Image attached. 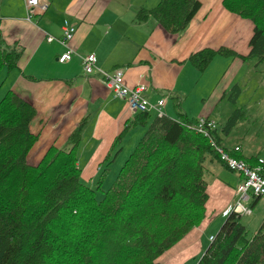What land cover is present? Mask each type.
I'll use <instances>...</instances> for the list:
<instances>
[{"label": "trees", "instance_id": "16d2710c", "mask_svg": "<svg viewBox=\"0 0 264 264\" xmlns=\"http://www.w3.org/2000/svg\"><path fill=\"white\" fill-rule=\"evenodd\" d=\"M221 3L227 12L253 23L249 53L205 47L188 60L199 71L216 56L263 64L264 0ZM201 8L199 0H159L153 8L138 9L134 20L152 18L167 33H182ZM1 31L0 72L11 71L23 56L22 48L19 42L8 44ZM240 88L232 85L226 94L235 105ZM179 104L175 117L135 112L126 122L118 141L129 127L142 126L145 132L104 189L108 167L90 183L81 178L77 165L87 119L71 131L66 146H51L41 162L29 164L28 153L38 138L30 130L36 108L6 89L0 97V264H163L159 256L205 218L209 195L205 164L214 160L224 164L212 140L243 158L241 151L223 146L218 126L208 135L198 132L197 119L184 114ZM242 108L234 109L221 133L231 131L244 115ZM258 158L243 159L254 166ZM261 171L264 176V165ZM242 217L229 212L195 264H264V219L253 233Z\"/></svg>", "mask_w": 264, "mask_h": 264}, {"label": "crops", "instance_id": "0c3cea01", "mask_svg": "<svg viewBox=\"0 0 264 264\" xmlns=\"http://www.w3.org/2000/svg\"><path fill=\"white\" fill-rule=\"evenodd\" d=\"M39 1L46 3L47 9L28 18L25 0H0L2 36L8 44L19 42L23 55L14 69L4 68L0 72L2 88L19 94L36 108L30 130L38 138L28 153L27 160L33 161L29 164L41 162L51 146H66L71 131L87 119L77 147V165L81 178L90 183L106 167L110 171L108 178L111 167L127 159L123 156L125 145H134L145 129L129 127L117 140L134 113L103 84L99 73L84 74L82 56L95 53L96 65L103 72L122 68L124 83L129 88L137 84L146 86L144 99L152 103L165 99L164 114L175 117L178 102L189 118L206 117L214 122V111L228 102L226 94L232 85L241 87V96L245 87L240 70L249 63L258 71L257 67L264 64L256 65L253 59L216 56L199 71L188 60L192 52L205 47H228L235 53H249L253 23L227 12L221 0H199L202 8L182 33H167L152 18L142 23L134 20L138 9L153 8L159 0H134L128 4L123 0ZM71 25L76 29L69 45L75 53L61 64L57 58L64 54L65 47L58 38L63 28ZM50 36L54 40L49 42ZM216 125L225 148L237 146L243 158L257 155L264 160L258 151L264 147L262 144L250 146L247 136L229 142L231 132L223 134L222 124ZM205 165L209 193L205 218L183 238L187 244L198 246L193 258L203 254L210 237L217 235L221 219L227 215L225 209L238 198L236 186L242 179L218 160ZM248 204L250 213L257 209L264 217V197L250 198Z\"/></svg>", "mask_w": 264, "mask_h": 264}, {"label": "built area", "instance_id": "2783aa9c", "mask_svg": "<svg viewBox=\"0 0 264 264\" xmlns=\"http://www.w3.org/2000/svg\"><path fill=\"white\" fill-rule=\"evenodd\" d=\"M26 10L28 13V18L36 16V14H41L47 9L46 3L39 0H25ZM75 27L65 26L62 30L61 37L58 38L61 45L65 47L64 54L58 56V61L63 64L69 61L72 55L75 53L70 47L69 42L72 41V37L75 33ZM47 40L53 41L52 36L48 37ZM81 63L83 65L82 69L84 74L90 76L92 73L97 72L103 79L102 82L113 91L114 96L118 99H123L128 104V109L132 113L135 112H154L157 116L161 115L162 106L166 103L164 98L158 99L157 103L149 102L143 98V93L147 90L145 85L137 84L134 87L129 88L124 83V73L122 68L113 69L110 72L102 71L96 65L95 53L86 54L81 57ZM197 131L208 135V131L215 129L217 127L216 123L209 118L199 117L197 120ZM211 145L215 146L217 152H219L220 160L224 162L225 165L229 167L230 170L238 172L240 175L241 182L237 184L236 191L238 193L237 200L230 204L228 208L225 209L228 214L231 211L237 212L240 215L249 214L251 209L249 208L248 199L252 196L264 197V176L262 175L261 168L264 165V160L258 158L256 165L251 166L243 158L238 159L233 153L225 151L222 146L215 144V140H212ZM234 152H240V149L235 146L231 148ZM213 237L211 236L210 239Z\"/></svg>", "mask_w": 264, "mask_h": 264}, {"label": "rangeland", "instance_id": "374dc122", "mask_svg": "<svg viewBox=\"0 0 264 264\" xmlns=\"http://www.w3.org/2000/svg\"><path fill=\"white\" fill-rule=\"evenodd\" d=\"M123 1L126 2V4H128V1L134 2V0ZM148 1H153V3L156 2L154 0ZM257 68L259 69L258 71L248 63L244 66V69L242 68L240 70V75L242 76V80L244 81L243 87L245 88L242 91L241 96L238 95L239 97L237 98L238 100L236 105L235 103H231L229 100L228 102L225 101V103H221L217 107V109L214 111V113H216L212 116L215 118L214 120L216 123H218V125H225V122L233 113L234 109H236L238 106L246 108V110L242 108L244 110V115H241L242 117L234 124L235 126L231 129V136H229L228 138L229 142H234L236 139L238 140L239 136H247L248 141L246 142L250 146L253 144H262L264 146V64ZM4 91V88L0 90V97L2 96ZM245 106H247L248 108ZM151 115L154 116L155 113L152 112ZM139 138L137 139V141L139 140ZM137 141H135L134 145L132 146H128L129 144L125 145L123 156L128 157V154L134 149V146L137 145ZM258 151L261 152L262 156H264V147L260 148ZM124 160L125 159H122L121 162L119 161V165L111 167L112 172L103 182L102 188L107 189L112 184L115 175L119 171ZM28 161L33 162L32 160ZM205 178H208L207 172ZM100 196L101 192H98L97 197L101 198ZM262 216L263 215L261 214V212L256 209L253 214H243L242 223L246 224L249 231L254 233L258 224H260L261 220H263L264 218ZM221 220L222 221L220 224L225 221V217H223ZM189 239L190 238H188L187 240ZM184 241L185 240L183 239L178 241L177 244L175 246H172L170 250H167L162 256H159L158 261H161L163 264H195L196 262H198V258L202 256L201 253L198 256L195 255V258H193L194 252L199 249L198 246H195L192 243L187 244V242ZM206 242L208 243V241Z\"/></svg>", "mask_w": 264, "mask_h": 264}]
</instances>
